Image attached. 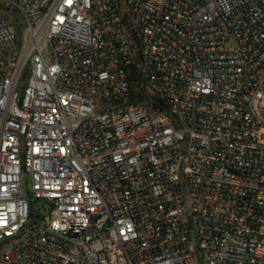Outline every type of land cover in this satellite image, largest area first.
Here are the masks:
<instances>
[{
    "label": "built area",
    "instance_id": "built-area-1",
    "mask_svg": "<svg viewBox=\"0 0 264 264\" xmlns=\"http://www.w3.org/2000/svg\"><path fill=\"white\" fill-rule=\"evenodd\" d=\"M0 264H264V0H0Z\"/></svg>",
    "mask_w": 264,
    "mask_h": 264
}]
</instances>
